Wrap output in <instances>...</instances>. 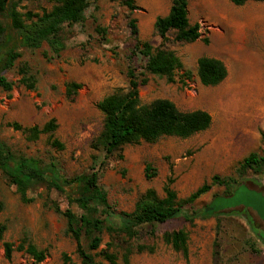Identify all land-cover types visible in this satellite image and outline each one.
<instances>
[{
  "label": "rangeland",
  "instance_id": "obj_1",
  "mask_svg": "<svg viewBox=\"0 0 264 264\" xmlns=\"http://www.w3.org/2000/svg\"><path fill=\"white\" fill-rule=\"evenodd\" d=\"M126 1L88 0L84 21L65 28V49L58 57L46 44L22 50L15 67L6 73L15 83L13 89H0V139L18 154L45 164L53 161L66 178L98 171L99 185L109 204L116 211L131 212L148 189L163 197L168 179L178 198L184 199L213 176H235L238 163L250 153L264 156V2L236 7L229 0H189L188 20L191 25H200L201 38L191 44L167 42L183 69L175 73L172 83L149 76L139 90V99L142 105L167 99L184 112L204 110L212 118L211 126L188 139L165 137L151 144L127 145L106 158L103 151L92 148L102 130L96 104L114 90L127 88L129 64L138 71L143 65L132 54L135 42L128 21L136 19L139 39L156 47L161 40L155 34L154 22L167 15L171 4L170 0H132L136 9L130 11ZM52 6L47 0H23L18 9L41 14ZM203 56L225 64L228 75L220 85L200 84L196 62ZM23 63L35 77L33 90L16 84L18 67ZM185 72H189L188 77ZM69 83L81 85L70 98L66 95ZM50 119L58 125L53 137L63 144V150L52 148L47 135L30 142L6 126H42ZM147 163L157 171L150 180L144 176ZM232 192L225 195L222 186H212L186 207L189 214H196L191 222L179 217L148 227L128 241L133 247H145L141 253L131 254L130 264H264V173L248 172ZM44 194L38 188L29 193L34 201L24 204L0 174V223L7 227L0 241V264L81 263L75 242L65 235V220L44 206ZM51 199L61 209L67 208L64 195L53 192ZM211 206V214L203 215ZM71 208L79 213L75 206ZM181 229L189 236L186 257L161 238L165 231ZM151 231L154 234H149ZM23 240L45 250V260L36 263L17 251L6 260L3 243L17 247ZM109 241L104 234L97 252L105 250ZM95 260L107 264L98 256Z\"/></svg>",
  "mask_w": 264,
  "mask_h": 264
},
{
  "label": "trees",
  "instance_id": "obj_2",
  "mask_svg": "<svg viewBox=\"0 0 264 264\" xmlns=\"http://www.w3.org/2000/svg\"><path fill=\"white\" fill-rule=\"evenodd\" d=\"M21 1L23 0H0V89L6 92L11 91L15 85L7 78L6 73L15 67L22 56V50H36L46 44L52 55L58 57L65 49V28L81 24L89 6L88 0H47L53 4L49 11L44 10L41 14L22 13L18 9ZM170 2L167 15L157 17L153 25L155 34L161 40L160 45L156 47L139 39L136 19L128 21L130 34L135 42L132 54L139 57L143 65L138 71L129 64L126 71L127 88L114 90L96 104L102 115V130L92 143V148L103 151L106 158L120 152L127 145L151 144L165 137L188 139L211 126L212 118L204 110L184 112L167 99H157L146 105L140 103L139 90L148 83L149 76L164 78L172 83L175 73L183 69L182 62L174 51L166 47V43L171 40L174 43L191 44L201 38L200 25H191L188 20L189 0ZM229 2L241 7L248 2L263 3L264 0ZM125 4L130 11L136 9L132 0H127ZM202 41L208 43L207 39ZM196 63L197 76L203 87H216L227 78V68L217 58L203 56L198 58ZM18 75L20 78L16 84L28 90L34 89L36 80L26 63L18 67ZM184 76L188 77L189 72H185ZM80 88L79 84L69 83L66 86L67 97L74 96ZM6 126L21 132L30 142L38 140L41 135H47L52 148H64L63 144L53 137L58 128L54 119L42 126L22 127L18 123H9ZM248 172L264 173V156L250 153L238 163L235 176H213L209 183L202 184L184 199L178 198L171 187L172 180L168 179L162 190L163 197H159L155 190L148 189L139 197L131 212H123L116 211L109 204L106 192L99 185L98 171L66 178L53 161L45 164L37 158L18 154L0 139L1 176L15 188L24 204L34 201L33 197L29 196L30 192L38 188L44 190V206L65 220V235L75 242L80 264H101L96 262L97 256L107 264H119V261L121 264H130L131 254L141 253L145 247H133L128 241L139 237L148 227L162 225L179 217L191 222L196 214H189L186 211L187 206H191L215 185L222 186L224 194L231 196L232 189ZM156 175V169L147 163L145 178L150 180ZM53 192L66 197V209H61L59 204L51 199ZM72 206H75L79 213L74 212ZM2 209L0 202V211ZM210 214L203 211V215ZM6 230V225L0 223V241ZM104 234L109 236L110 241L105 250L97 252ZM149 234H154V231ZM161 238L174 252L187 256L189 236L185 230L165 231ZM3 251L6 260H10L15 251L24 252L36 263H41L47 257L45 250H38L25 240L17 247L9 242L3 243ZM149 252H153V249L149 248ZM63 258L68 260L65 255Z\"/></svg>",
  "mask_w": 264,
  "mask_h": 264
},
{
  "label": "water",
  "instance_id": "obj_3",
  "mask_svg": "<svg viewBox=\"0 0 264 264\" xmlns=\"http://www.w3.org/2000/svg\"><path fill=\"white\" fill-rule=\"evenodd\" d=\"M212 210H213V208H212V206H211V207L205 209L204 212H205V213H211Z\"/></svg>",
  "mask_w": 264,
  "mask_h": 264
},
{
  "label": "crops",
  "instance_id": "obj_4",
  "mask_svg": "<svg viewBox=\"0 0 264 264\" xmlns=\"http://www.w3.org/2000/svg\"><path fill=\"white\" fill-rule=\"evenodd\" d=\"M206 57H209V56H206ZM211 58H215V57H211Z\"/></svg>",
  "mask_w": 264,
  "mask_h": 264
}]
</instances>
